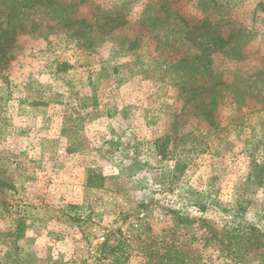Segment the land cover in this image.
<instances>
[{
    "label": "rangeland",
    "instance_id": "rangeland-1",
    "mask_svg": "<svg viewBox=\"0 0 264 264\" xmlns=\"http://www.w3.org/2000/svg\"><path fill=\"white\" fill-rule=\"evenodd\" d=\"M208 226L264 235V0H0V264H264Z\"/></svg>",
    "mask_w": 264,
    "mask_h": 264
},
{
    "label": "trees",
    "instance_id": "trees-1",
    "mask_svg": "<svg viewBox=\"0 0 264 264\" xmlns=\"http://www.w3.org/2000/svg\"><path fill=\"white\" fill-rule=\"evenodd\" d=\"M91 187H96L90 183ZM227 231L223 234L216 231L215 228L208 226L206 231L203 233L207 237V240L220 239L227 243L228 247L234 248L235 254L242 255L246 249V245H254L260 243V238L264 235L256 228L255 226H244L238 228H226ZM106 246H102V249L105 251ZM117 248L111 250V254L115 253ZM175 257V256H174Z\"/></svg>",
    "mask_w": 264,
    "mask_h": 264
}]
</instances>
